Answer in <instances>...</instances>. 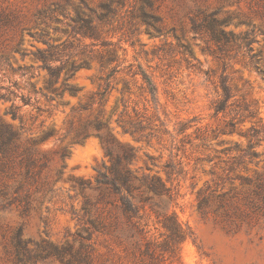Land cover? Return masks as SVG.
<instances>
[{
    "label": "rangeland",
    "instance_id": "obj_1",
    "mask_svg": "<svg viewBox=\"0 0 264 264\" xmlns=\"http://www.w3.org/2000/svg\"><path fill=\"white\" fill-rule=\"evenodd\" d=\"M85 1L99 11L103 0ZM154 1L162 33L147 30L136 16L139 1L133 13L132 7L123 8L116 19L101 23V36L113 43L120 60L99 102L97 92L111 65L96 58L68 80L78 88L76 94L64 91L46 101L29 86L45 91L47 73L30 54L46 46L28 31H43L54 45L67 44L62 55L71 54L69 61L82 58L83 44L105 59V47L91 46V39L71 29L76 10H82L81 0H0V94L8 88L32 97L30 105L18 96L1 98L0 117L18 129L22 147L36 138L31 146L48 160L23 190L14 192L24 169L15 160L4 164L0 156V264H141L146 238L164 242L167 231L148 206L135 218L139 230L117 205L102 198L116 199L95 183L97 171L109 166L111 158L97 136L74 138L82 124L95 117L107 120L114 153L121 146L131 148L133 157L126 161L131 170L157 175L176 192L171 209L192 237L174 245L172 253L165 252L164 264H264V203L256 194L258 184L264 185V139L250 149L258 156L245 153L248 128L264 127V0ZM56 6L59 9L36 18L39 11ZM214 10H219L217 17L231 15L221 26L225 30L243 34L253 28L250 45L260 53L262 74L247 63L243 44L229 43L228 55H221L207 31L192 28V20L199 22ZM21 51L26 54L21 56ZM5 58L14 68L30 66L28 73L11 70ZM138 64L155 84L156 99L143 91L140 76L132 75ZM220 75L232 88L229 102L238 98L255 112L253 118H236L232 130L225 125L229 116L215 114L211 106ZM126 82L130 90L124 88ZM11 105L18 107L15 118L4 114ZM116 119L140 121L143 128L124 132ZM46 130L51 135L38 140ZM167 162L175 167L170 179L163 167ZM18 229L34 255L21 262L14 240Z\"/></svg>",
    "mask_w": 264,
    "mask_h": 264
},
{
    "label": "trees",
    "instance_id": "obj_2",
    "mask_svg": "<svg viewBox=\"0 0 264 264\" xmlns=\"http://www.w3.org/2000/svg\"><path fill=\"white\" fill-rule=\"evenodd\" d=\"M139 1L140 6L138 8V16L142 23L146 25V29L154 31L156 33H162L163 28L158 25L160 17L153 12L154 0H103L99 4V11L92 8L87 4L85 0L82 2V10L77 9L73 18L75 22L72 26V31L76 34L79 33L82 37H88L92 40L91 46H101L106 48V56L103 59V54H94L92 48H87L88 44L82 45V58L79 61L70 60L71 55H62L63 51L68 47L67 44L54 45L44 39L45 33L43 31L39 33H32L28 31L30 36L38 35L42 38V42L45 44L44 49H36L30 54L41 62V69L47 73V80L44 84V90L40 88L34 89L32 84H29L33 92L36 94L39 92L46 101H52L55 97L60 98L64 91H68L71 94H76L78 88L70 83L68 80L73 77L75 71L81 67H89L90 60L98 59L99 62H104L107 65H111V69L105 75H103V87L102 90L97 92L99 102L103 99L110 87V77L117 70L119 63V56L113 43L104 39L101 36V23H110L111 20L116 19V16L121 12L123 8L125 11L129 7H132V13L134 11L135 2ZM60 6L54 8L48 7L43 11H39L36 15L37 19H41L45 14L52 13L54 10L59 9ZM219 10H214L204 14L201 21L196 22L192 20V28L194 30L204 29L209 33V40L215 45L214 51L221 55H228V44H243L245 54L247 55V63L253 67L259 74H262L263 70L260 68V53L253 52L251 43L254 41L253 37H250V31H245L243 34H235L232 30H225L221 27L223 24H227L231 20V15L224 17H217ZM54 22H58V18L52 17ZM95 21V23H92ZM18 49H15L17 52ZM21 56H24L26 52L21 51ZM5 62L11 70L20 71L21 76L28 73V68L25 66L12 67L5 58ZM57 62V63H56ZM112 65V63H114ZM129 70H131L129 68ZM64 71L63 79L61 83L56 86L58 77ZM138 74L142 81V89L146 93L150 94L153 99H156L157 89L148 73L137 65L136 69L132 71V75ZM31 77V76H30ZM101 78V77H100ZM12 86L17 88V81L11 83ZM126 90H130V83L126 82L124 85ZM215 97L212 100L211 106L215 114L221 113L227 115L229 118L225 120V125L232 130L235 125V119H243L245 117L253 118L255 112L250 108L249 104L243 102L240 104L238 98L229 102L234 96L231 86L226 81V76L220 75L218 83L215 85ZM10 96L19 97L24 105H30L32 97L28 94L16 95L14 91L5 89V93L0 94V99H8ZM17 106H10L4 114H10L12 118H15L17 113ZM37 111H41V107H35ZM85 108V107H83ZM135 112V109H133ZM136 116L137 115V112ZM141 116V115H140ZM116 122L120 124L124 132L131 134L135 133L138 129H142L140 121L134 122L133 120L125 121L121 123L118 119ZM183 128V127H182ZM180 128V130L182 129ZM51 130L41 132L38 136V140L42 141L50 136ZM249 136L248 144L245 148V153L251 157L258 156L256 151L250 150L252 146L258 141L264 139V127L251 125L247 132ZM89 135H95L99 138L103 145L105 152L110 156L111 162L109 166H104L103 170L97 171L95 183L98 189H101L106 194H112L116 199L112 202L105 197L106 203L115 204L121 210L122 215L126 221H131V227L139 229L136 225L135 218L138 216L140 208L148 206L151 211L160 219L161 224L166 229V238L162 243H156L150 239H145L144 247L140 250L141 264H164L165 252H171L174 249V245L180 243L186 238L192 237V232L188 229H184L182 224L178 221L174 209H171V203L175 200L176 192L172 187H165L160 177L157 175L149 176L146 173L140 171L139 168L131 170L129 168V162L133 157L131 148L121 146V150L118 153H114L112 146L114 139L108 131L107 120L95 117L90 121H86L82 124V127L76 131L74 138L79 141H83ZM36 141V138L31 140V145ZM21 146L18 129H15L9 123H4L0 117V156L5 160L4 164L10 161H17L19 165L24 169L23 179L15 186L14 192L23 190L25 183L34 179L42 169L48 165V160L43 157H39L33 147ZM236 146V145H235ZM148 157V156H147ZM151 159V157H148ZM7 165V164H6ZM167 178L174 174L175 167L170 162L163 165ZM83 184V182H82ZM258 190L256 194L260 196L264 203V185L258 184ZM170 203L169 205L167 203ZM140 230V229H139ZM15 245L17 247V261L21 262L24 256L28 259L34 255L30 254L25 245V240L20 237V229L17 230L14 236ZM145 258L148 260L145 261ZM172 264L171 261L170 263Z\"/></svg>",
    "mask_w": 264,
    "mask_h": 264
}]
</instances>
